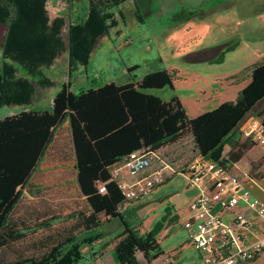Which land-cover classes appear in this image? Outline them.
<instances>
[{
    "label": "trees",
    "instance_id": "obj_1",
    "mask_svg": "<svg viewBox=\"0 0 264 264\" xmlns=\"http://www.w3.org/2000/svg\"><path fill=\"white\" fill-rule=\"evenodd\" d=\"M48 1L0 0L1 21L9 19L3 55L32 75L40 73V67L52 64L64 50L69 52L70 69L86 63L98 39L117 23L115 9L127 0H88L87 18L73 20L69 25L68 44L62 36L67 19L64 16L51 19ZM225 52L221 51L214 61H224ZM17 69L15 64L5 63L0 72V107L26 103L34 95L32 82L17 77ZM178 73V70H155L139 81L106 82L80 92L65 83L54 96L51 110H22L0 119V250L26 237L23 230L29 229V224L15 218V212L65 122L71 130L69 152L76 160L79 188L89 204L88 213L78 214L77 227L81 232L120 215V208L127 201L118 183L110 181L111 169L135 150L161 149L191 135L203 157L228 168L231 154L222 156L224 145L248 114L257 113L264 128V56L231 77L235 81L251 77L236 99L224 101L196 117L189 116L178 95L167 100L153 92L167 86L174 89ZM44 80L51 84L48 78L38 83ZM255 144L253 136L237 142L239 154L234 162ZM104 182H108L107 191L101 192L99 184ZM77 234L58 241H50L48 237L39 243L45 249L42 254L19 253L17 258L1 259L0 264H82L83 246L94 238L80 239ZM138 250L148 260L158 258L163 250L156 232L139 235L126 228L116 245L118 261L142 264Z\"/></svg>",
    "mask_w": 264,
    "mask_h": 264
},
{
    "label": "rangeland",
    "instance_id": "obj_2",
    "mask_svg": "<svg viewBox=\"0 0 264 264\" xmlns=\"http://www.w3.org/2000/svg\"><path fill=\"white\" fill-rule=\"evenodd\" d=\"M230 1L233 8H226L225 2ZM88 8V0L76 1L72 13L67 0L48 1L51 19L57 16L67 19L62 32L66 44L69 42V25L73 20L84 21L89 13ZM115 18L117 23L98 39L86 63L70 69L69 52L64 50L52 64L40 67V73L32 75L17 62L4 57L9 19L4 23L0 17V72L4 70L5 63H13L18 68L17 77L32 82L34 94L37 87H46L42 96L33 95L26 103L1 106L0 119L22 109L51 108L54 96L65 83L79 92L81 88L87 89L109 81L118 84L139 81L148 72L163 69L178 70V77L174 80V89L167 86L164 91L159 89L156 93L165 99L178 95L189 116L195 117L218 107L225 100H234L236 97L230 98L226 90L240 85L244 79L232 83L230 74L251 65L264 55V0H127L115 9ZM223 50L226 51L225 60L211 62ZM199 55L211 59L199 60L195 57ZM44 78L50 79L51 84L47 85L45 80L42 84L38 83ZM163 150L175 160L186 152L189 162L196 156L191 135L183 136ZM257 151L255 149L253 152ZM50 154L54 155L52 152ZM184 163L179 159L177 161L182 167ZM239 165L241 168L233 165L230 170L240 171L241 174L248 172L247 164L241 162ZM75 173L74 160H70L68 166L60 171L61 179L70 182ZM48 175L51 182L57 184L60 181L58 174L49 172ZM54 177L57 180H53ZM67 182L61 186L57 184L48 191L53 198L62 197V201L23 200L19 204L15 218L23 219L31 227L25 230L26 237L21 242L0 250V261L17 258L19 253L42 254L45 249L39 247V243L48 237H51L50 241H58L72 233L81 236L82 232L77 227L78 214L88 213L89 204L79 185ZM196 186L190 184L187 173H177L161 193H147L136 201L132 206V215H127L130 218L126 222L143 221V232H156L158 236L163 230L158 225L164 223L169 210L171 214L177 212L180 225H175L173 235L164 241L165 252H174L178 240L187 233L183 225L192 214L191 204L201 193L200 190L195 198ZM43 212L46 215L41 217ZM52 214L57 217H50ZM105 231L109 229L105 228ZM139 256L143 258L141 253ZM196 256V247L190 245L180 264H201Z\"/></svg>",
    "mask_w": 264,
    "mask_h": 264
},
{
    "label": "crops",
    "instance_id": "obj_3",
    "mask_svg": "<svg viewBox=\"0 0 264 264\" xmlns=\"http://www.w3.org/2000/svg\"><path fill=\"white\" fill-rule=\"evenodd\" d=\"M75 2H73L72 4L73 7L76 4ZM225 5L227 6L226 8H233L234 6L232 1L225 2ZM226 8H223V9H226ZM195 57L199 60H205V61L211 59V58H202L200 55L195 56ZM213 61L214 59L211 62ZM257 61L258 60H255V62ZM255 62H252V64ZM244 68H246V66L241 67L238 70H235L237 72H232V74H230L229 77H232L236 73H239ZM250 81H251V77L247 76L246 78H244V81L240 85L231 87L227 89L226 92L228 93L230 98L231 97L232 99L233 97L237 98L240 90L246 87L250 83ZM109 82H112V81H109ZM233 82H239V81L232 80V83ZM45 89L46 87L44 88L37 87L34 96L43 94L45 92ZM165 89L166 88L162 89V91H164ZM81 90H84V88H81ZM153 92L156 93V91H153ZM170 98H167V100ZM52 107H53V100L51 102V108H47V109L39 108V109H30V110H36V111L51 110ZM22 110H29V109H22ZM22 110L11 112L7 115H12ZM249 136H253V138L256 140V144L253 145L242 158L234 162L235 158H237L239 154V147H237L236 145L237 142H244L247 140ZM69 139H71V130L68 127V122H65L62 125V127L58 130L56 140L53 143L52 148L50 149L49 153L44 157L40 165L37 167V170L33 174L28 186L25 189L23 200L37 201V202H40V200H49L50 202L62 201V197L53 198L51 197V195L48 194V191L51 190L53 186L56 187L57 184L61 186L63 182H67L68 179L65 181L61 179L60 171H62V169H65L68 166L70 160H74V165L76 164L75 157L71 156L69 152L70 151ZM70 147H71V143H70ZM255 149H257L258 151L253 152ZM51 152L54 153V155L50 154ZM195 153H196L195 154L196 156L194 160L192 161L190 160V162H189V157L187 156L188 155L187 152L184 154H181L182 157L177 158L176 160L170 157L172 160L176 162L178 161V159L181 162L185 161L184 163L185 171L184 172L187 173L189 180H190V175L197 173L198 169L202 168L203 164L205 165L207 161L211 160V159L203 157L198 152L196 147H195ZM230 154L231 156H228ZM222 156H228V158L230 157L229 162L226 164V166L229 169L232 168L231 166L233 165L235 166L236 164H239L241 162L243 164H247L246 168L250 174V178L246 180L244 179L243 186L240 192L249 191L251 199L257 200L259 203L264 204V176L261 177V175H264V128L262 126L261 119L257 116V113L248 114L246 119L239 126L238 130L234 132L231 135L230 139L225 143ZM252 157L254 158L253 160H252ZM259 161L260 163H258L257 165L254 164V162H259ZM49 172H53L54 174L59 175L58 178L60 179V181L58 182L56 181L57 184L55 183V181L51 182L52 180L50 179V175H48ZM237 172L241 174L240 171H237ZM176 174H173L172 176H170L162 185L158 186L151 193L155 195H158L159 193H161L164 187L166 186V184L170 182L173 176H175ZM77 176H78V173L76 169L75 176L70 179L71 181L69 180L70 182H67V183L71 184L72 182H74L76 186L79 185ZM53 180H57V179H55L54 177ZM210 184H211L210 175L206 173L201 177V185L202 187H208ZM200 190H201V187L199 185L196 186L195 198L200 193ZM38 193H42V195H39ZM138 200L125 202L123 206L120 208V215L118 217L108 218L102 221V224L100 226L89 229V230H84L82 232L81 236H79L78 238L80 239L94 238L91 242L83 246L82 264H120V262L118 261L116 257V245L118 243L119 236L122 234V232L126 228H129V229H133L134 231H136L139 235L146 234L143 232V228L145 227V224L143 221H140V222L134 221V222H129V223L126 222V220H129L130 218V217L127 218V215L128 214L132 215V206ZM212 211L216 213L217 215H219L223 220L233 223L235 227L238 228V230L244 234L245 240L248 243L256 241L260 237L264 236V218L261 217L256 210L249 207L248 200H246L244 197H240L238 204L233 207H226L223 204V202H218L213 206ZM238 211L243 212L246 215L247 219L249 220V224L246 227H242L237 224V221L235 219V213ZM42 215H46V213L43 212L40 214V216L43 217ZM191 216H193V212L188 218H190ZM50 217L56 218L57 215L52 214ZM163 221L164 223L160 222V224L158 225V228L159 229L163 228V230L161 234L156 236L161 246V249L163 250V253L154 260H148L145 253L142 250H138L137 256L141 260L142 264H180L181 262L180 259L183 258V255L185 254L186 249L190 247V245L193 246V244L190 242L189 231L183 225V227L187 231L186 235H184L181 240H178V246L174 250V252L172 253L165 252L166 250L164 248V241L167 240L171 235H173L172 230L175 228L174 226L180 225V216L178 215L177 212H173V214H171V209H170L169 216H167ZM45 222L46 221L42 222L41 224H44ZM105 228L109 229V231L106 232ZM23 232H26L25 229L23 230ZM196 250H197L196 258L198 261L201 260L202 262L203 254L198 248H196ZM139 253L142 254L143 258L139 256ZM246 264H264V252H262L256 258H254L251 262H247Z\"/></svg>",
    "mask_w": 264,
    "mask_h": 264
},
{
    "label": "built area",
    "instance_id": "obj_4",
    "mask_svg": "<svg viewBox=\"0 0 264 264\" xmlns=\"http://www.w3.org/2000/svg\"><path fill=\"white\" fill-rule=\"evenodd\" d=\"M239 164L235 167L241 168ZM182 171H185L184 167L172 160L163 148L144 147L131 152L123 162L115 165L111 169L110 181L118 183L129 202L151 193L170 176ZM206 173L210 175L211 184L202 187L201 177ZM248 178V172L239 174L214 160L207 161L197 173L190 175V184L199 185L201 193L192 202L193 216L185 221L184 226L189 231L190 242L203 254L201 264H243L264 252V236L248 243L233 223L212 211L218 202L233 207L240 197H244L249 207L264 218V204L251 199L249 191L240 192L244 179ZM107 183L99 184L101 192L107 191ZM235 219L239 226L249 224L241 211L235 213Z\"/></svg>",
    "mask_w": 264,
    "mask_h": 264
},
{
    "label": "flooded vegetation",
    "instance_id": "obj_5",
    "mask_svg": "<svg viewBox=\"0 0 264 264\" xmlns=\"http://www.w3.org/2000/svg\"><path fill=\"white\" fill-rule=\"evenodd\" d=\"M75 1H78V0H72V2L69 3V6H70V8H71V9H70V10H71V11H70L71 13H72V10H73V6H72V4H73V2H75ZM75 3H76V2H75Z\"/></svg>",
    "mask_w": 264,
    "mask_h": 264
}]
</instances>
